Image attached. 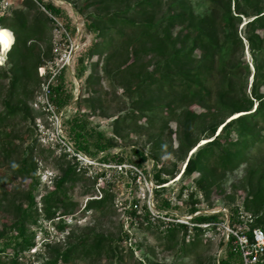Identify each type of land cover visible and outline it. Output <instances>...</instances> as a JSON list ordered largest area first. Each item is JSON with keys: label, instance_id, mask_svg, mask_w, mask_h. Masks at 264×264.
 Listing matches in <instances>:
<instances>
[{"label": "trees", "instance_id": "obj_1", "mask_svg": "<svg viewBox=\"0 0 264 264\" xmlns=\"http://www.w3.org/2000/svg\"><path fill=\"white\" fill-rule=\"evenodd\" d=\"M39 1L47 10L62 17L68 34H74L72 20L61 8L55 6L52 1ZM23 2L24 9H16L12 12L13 4L0 16V27L9 29L14 35V41L7 51V67H0V79H9L7 95L2 101L3 106L0 110V123H7L18 116L25 121L29 119L32 122L35 121V116L38 114H33V110L26 101L27 95L22 96L26 93L27 85L31 80H34L35 87L38 86L40 79H35L37 67L44 64L43 58H50L51 55L50 49L45 52L40 49V42L43 41L44 33L51 31L49 23L53 24L52 21L34 1L23 0ZM95 2L100 7L105 3L111 5L125 2V0ZM233 2V12L230 8L231 0H222V9L218 4L211 2L213 4L211 12L200 17L192 13L186 0H134L129 2L124 11L90 15L85 20V28L93 34V37L75 61L77 69L84 67L86 63L92 65L93 69L97 68L102 58L108 55L112 59L114 53L112 55L109 53L115 48L119 34L125 30L132 31L139 42L147 39L154 45L148 52L144 51V56L152 53L158 58L152 69L138 72L137 83L134 85L136 90H149L151 87L159 86L178 91L182 99L193 100L201 109H204L206 105V110L212 107L217 112H224L227 117L241 113L226 122L210 126L208 136L203 138L207 141L198 146L190 145L188 148L190 152L193 148L195 151L190 153L183 162L184 167L179 178L190 177L195 172L202 173V176L195 180V184L206 197L213 188L206 175L213 170L222 172L236 170L243 163H247L253 151L258 152L264 144V93L260 91L261 86H264V67L255 65L250 95H248L245 88L242 89L241 83L239 88L236 87L235 77L227 74L226 65L222 64L225 57L231 56L232 47L235 50H243V43L237 32L242 17L249 19L244 24L246 29L244 39L250 53L254 56L264 54V8H257L250 4L247 10L242 9V2L248 5L252 0H233ZM164 5L168 6V11L160 16L157 15L160 6ZM34 9L38 12L36 10L31 12ZM135 16H140L142 19L136 21ZM176 26H182V29L174 32ZM94 56L98 57L96 61H92ZM237 66L241 64L235 67ZM243 68L247 69V66L244 65ZM215 69H218V76L221 79L214 89L208 82L211 77L215 78ZM92 75L94 74H90L88 78H92ZM33 92L32 90L31 93ZM213 94L217 96L215 102L212 101ZM48 98L57 110L67 106L72 100V94L66 89L62 74L58 75L55 81L48 83ZM254 102L256 103L253 108ZM162 106L164 105L159 108ZM164 107L168 108L167 105ZM144 108L151 110L158 107ZM206 110L197 112L192 108L186 109L183 120L185 137L193 133L194 127L206 114ZM64 126L78 151L90 156L107 152L99 158L101 163L130 164L139 171H144L143 164L149 159L148 155L136 148L132 149V155L128 158H124L119 153H110L115 147L113 139L105 136L101 131L88 127L87 122L80 115L75 114L67 119ZM28 130L31 132V129ZM232 131L235 132V137H231ZM2 134L7 135L6 131ZM38 142L39 138L35 136L23 151L22 157L13 164V169L18 175L28 181L24 194L26 205L18 208L15 220L5 223L0 229V239L3 240L0 242V264H22L19 257L36 244V231L29 227H39L40 218L52 221L58 232H67V234L63 242L44 243L42 251L34 255L36 261L42 257L45 258L42 264H67L75 254L87 257L94 253H107L110 259L121 260L118 242L123 237L128 238L125 230L116 241L106 235L93 232L76 235L75 227H69L64 219L78 207V203L68 195V188L73 187L82 177L95 185L99 177L105 179L106 170L87 175V169L81 170L75 158L61 152L54 159L58 173L52 178L51 189L45 188L39 201L41 207L38 208L36 192L40 185V178L36 171V163L33 161V153L39 145ZM53 152L48 150L49 155ZM123 170L133 172L132 169L123 167L120 171L116 169L114 171L122 174ZM151 176L156 186L153 189L157 201L155 208L159 212L167 211L166 215H170L168 211L173 208L171 201L158 200L160 191L165 188L163 184L168 181L162 177V169L155 157H153ZM105 183L106 186L97 188L100 197L97 195L89 197L84 203L82 212L95 211L102 214L106 212L109 205L113 203L114 195L109 188L110 182L106 180ZM89 192V190L86 191V193ZM243 207L251 213L252 220L247 223L250 229L259 227L264 230V185H260L255 193L245 199ZM144 208L145 211L140 217L137 213V201H131L126 210L130 216V225H134L140 218L145 220L146 225H152L149 219L150 214L145 206ZM188 212L191 215L196 213L189 219V224L171 221L165 229V233L170 238H175L176 234L181 232L182 246L190 230L196 236L204 231L203 228H211L226 221L225 218L219 217V213L199 214L194 206H191ZM240 214L239 207H230L228 223L231 227L236 228L241 222ZM56 217L60 218L55 222ZM181 245L180 251L183 250ZM129 253L132 255L131 249ZM142 262L140 260L138 264ZM32 263L30 261V264ZM216 264H241L233 236H228L227 241L224 242V253L217 259Z\"/></svg>", "mask_w": 264, "mask_h": 264}, {"label": "rangeland", "instance_id": "obj_2", "mask_svg": "<svg viewBox=\"0 0 264 264\" xmlns=\"http://www.w3.org/2000/svg\"><path fill=\"white\" fill-rule=\"evenodd\" d=\"M95 1L97 0H62L61 3L55 1L57 7L72 20L74 34H69V38L64 40L56 34L54 25L49 23L51 31L43 35L40 49L43 52L50 49V58H43L44 64L37 67L35 79H40L38 86L35 87L34 80H31L27 85L26 93L22 96L27 95L26 101L29 107L33 110V114L38 115L35 116L34 122L30 119L25 121L18 116L7 123H0V229L5 223L15 220L18 208L26 205L24 194L28 181L18 175L13 169V164L22 157L23 151L35 136L39 138V145L33 153V161L36 163V171L40 178V185L36 192L38 208L41 207L39 201L45 188L51 189L50 175L54 176L58 173L54 159L64 151L57 146L52 147L50 142L40 136L37 124L44 126L49 135L51 132L55 133V124H60L63 136L73 144L64 128V122L77 114L87 122L88 127L101 131L105 136L113 139L115 147L110 153H119L124 158H128L132 155V149L136 148L148 155L149 159L143 164L145 172L140 170L141 174L136 176L135 170L130 168L131 165L125 164L126 168L133 170L132 173L123 170L120 174L117 173L120 171L119 168L116 172L115 169L104 168L105 179H98L95 185L82 177L73 187L68 188V195L78 203L77 209L66 216L69 219L68 226L75 227L74 234L84 235L93 232L106 235L116 241L125 230L128 238L123 237L118 242L121 260L110 259L107 253H94L87 257L75 254L67 264H138L140 260L143 261L142 264H216L217 259L224 253L226 240V232L222 227L224 221L217 226L203 228L204 231L196 236L190 230L183 246L181 232H178L175 238H170L165 233V229L171 222L170 219L185 221L193 217L196 213L191 215L188 212L191 206L196 207L199 214L219 213L220 218H226L230 207H239L241 213L250 215L251 213L244 210L243 206L245 199L255 193L260 185H264V144L258 152L253 151L250 160L236 170L232 172L213 170L206 175L209 184L213 187L207 197L195 184V180L199 179L202 173L195 172L190 177L178 178L183 169V162L190 155L189 146L194 144L198 146L206 142L207 140L203 138L208 136L210 126L226 122L241 113L227 117L224 112H217L215 108L206 110L204 105L206 114L199 119L193 133L185 137L183 120L186 109L192 108L197 112L205 110L198 108L193 100L182 99L178 91L159 86L151 87L149 90L134 88L138 72L152 69L158 58L152 53L144 56V51L148 52L154 45L147 39L139 42L132 31L125 30L119 34L115 48L109 53V55L114 53L112 59L107 55L101 59L100 65L95 69L89 63L77 69L76 57L84 51L93 37V34L85 28L86 18L94 14L104 15L112 11H124L129 2L134 0H125V2L111 5L105 3L100 7L95 4ZM186 1L192 13L199 17L211 12L213 6L211 2L218 4L222 9V0ZM250 4L257 8H264V0H252L248 5L242 2V9L247 10ZM230 8L233 12V0H231ZM16 9H24L23 0H16L12 12ZM80 10L83 12L80 13ZM158 11L157 15L160 16L168 11V6H160ZM134 19L140 21L142 17L135 16ZM248 20L247 17H242L237 27L243 50H235L232 47L231 56L225 57L222 64L226 65L227 74L235 77L236 87L239 88L241 83L242 89L245 88V92L250 95L255 65L264 67V54L254 56L248 49L244 39L246 33L244 24ZM180 29L182 26H176L174 32ZM140 56L141 58L138 59ZM62 58H65V62ZM6 59L7 52L0 53V67H7ZM97 59L98 57L94 56L92 61ZM238 64L241 66L235 67ZM244 65L247 69L243 68ZM217 70H214L215 78L211 77L208 82L214 89L221 79ZM60 74L63 75L66 89L72 94V100L60 110L55 107L57 117L55 120L54 114L42 110L38 101L43 99L46 85L55 81ZM90 74H94L92 78H88ZM8 81L9 79H0V110L3 106L2 101L7 95ZM32 90L33 93H31ZM260 91L264 93V86H261ZM216 99L217 96L213 94L212 101L215 102ZM36 102L39 103L38 106L35 105ZM161 105H167L168 108L164 106L159 108ZM144 107L158 108L149 110ZM171 112L174 113L171 114ZM28 129H31V132ZM4 131L6 136L2 134ZM231 137H235L234 131L231 132ZM48 150L54 151L52 156L48 154ZM106 153L100 152L96 156L83 154L99 161V158ZM153 157L158 160L162 177L168 181L163 184L165 188L160 191L158 200L171 201L173 208L168 211L170 215H166L167 211L159 212L155 208L157 201L153 189L156 186L151 179ZM79 167L81 170L85 169L82 166ZM87 173L90 175L89 172ZM106 180L110 182L109 188L114 195L113 203L104 214L95 211L82 212L84 203L89 197L94 195L100 197L97 188L106 186ZM87 190L90 192L86 193ZM133 200L137 201V213L140 217L145 211L144 206L146 207L152 225H146L142 218L133 220L136 223L130 225V216L126 210ZM42 220L40 218L39 221ZM44 225L48 226L47 223ZM29 228L36 231L35 242H40L39 239L43 234L39 232L38 227L30 226ZM66 234L67 232L55 234L57 238L53 242H63ZM0 242L3 240L0 239ZM180 245L183 247L182 251L179 250ZM37 251H40L39 244ZM30 261L33 262L32 264H42L45 258L41 257L36 261L34 257L26 253L21 260L22 264H30Z\"/></svg>", "mask_w": 264, "mask_h": 264}, {"label": "built area", "instance_id": "obj_3", "mask_svg": "<svg viewBox=\"0 0 264 264\" xmlns=\"http://www.w3.org/2000/svg\"><path fill=\"white\" fill-rule=\"evenodd\" d=\"M34 1L40 8L43 10L47 16L50 18L54 25V31L57 35H59L61 38L66 40V38H69V34L67 32V29L65 27L64 21L62 17L57 16L56 14L52 13L51 11L47 10L43 3H41L39 0H32ZM46 1V0H43ZM54 3L55 6H57V3L55 1H59V3L62 2V0H50ZM16 0H0V16H2L14 3ZM9 30V29H8ZM10 31V30H9ZM12 36L14 37L12 31H10ZM1 53V52H0ZM66 54V53H65ZM65 54L63 55L65 58ZM70 57V56H69ZM68 57V58H69ZM65 58H62L65 62ZM66 65L65 63H63ZM42 100H39L35 103L36 106L39 105V107L48 112L49 114H54L55 120H57V117L55 115V106L51 103V101L48 98V84L46 85V91L44 92V95L42 97ZM39 127V132L41 133L40 136L44 137L47 142H50L53 146H57L61 148L65 153H67L70 157L75 158V160L79 163V166H82L87 169L89 174L91 173H98L101 172L104 168H112L121 170V168H126L125 165H108L101 163L98 160H94L91 157L86 156L81 151H78L75 146L66 139L61 130L60 124H55L54 126V132H51L50 135L46 133L44 126L37 124ZM133 168L136 172V174H141V171L134 167ZM53 175L51 174L49 177L50 183L52 182ZM98 179H101L100 177ZM60 217H56L54 221H58ZM241 222L237 225L236 228H233L229 225V214L226 215L225 222L222 224L223 229L226 232V240L228 239V236L234 237V243L236 246V249L238 251V254L240 255L241 264H264V230H262L259 227L251 228L247 224L251 221V215H244L243 213L239 216ZM66 222H68L69 219L64 217ZM171 221L179 222V223H186L189 224L188 220L182 221L181 219H170ZM45 223L48 224L44 225ZM50 225V226H49ZM39 232L43 234V236L39 239L40 242L36 241V244L28 251L25 252L23 255L19 257V260L21 261L22 258L27 253L32 258L34 255L38 252L42 251V247L44 243H50L53 242L54 239L57 238V235L54 236L57 233H64V232H58L54 226L52 221H46L42 220L40 221V226L38 227ZM249 231H251L249 233ZM37 236V235H36ZM40 246V251H37V245Z\"/></svg>", "mask_w": 264, "mask_h": 264}, {"label": "bare ground", "instance_id": "obj_4", "mask_svg": "<svg viewBox=\"0 0 264 264\" xmlns=\"http://www.w3.org/2000/svg\"><path fill=\"white\" fill-rule=\"evenodd\" d=\"M13 41H14V37L12 36L10 31L6 28L0 27V52H1V54L6 53L10 49ZM203 143H201V144H203ZM194 151H195V148H193L190 153H192ZM183 167H184V164H183ZM179 177H180V175L178 176V178Z\"/></svg>", "mask_w": 264, "mask_h": 264}]
</instances>
